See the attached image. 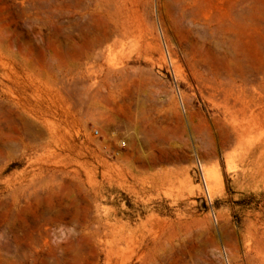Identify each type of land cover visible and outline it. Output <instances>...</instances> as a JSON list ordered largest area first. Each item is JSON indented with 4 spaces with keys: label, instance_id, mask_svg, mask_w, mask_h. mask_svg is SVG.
Masks as SVG:
<instances>
[{
    "label": "rangeland",
    "instance_id": "obj_1",
    "mask_svg": "<svg viewBox=\"0 0 264 264\" xmlns=\"http://www.w3.org/2000/svg\"><path fill=\"white\" fill-rule=\"evenodd\" d=\"M247 3L228 57L252 78L229 110L213 46L159 0L96 48L61 0H0V264H264V0L206 11Z\"/></svg>",
    "mask_w": 264,
    "mask_h": 264
},
{
    "label": "bare ground",
    "instance_id": "obj_2",
    "mask_svg": "<svg viewBox=\"0 0 264 264\" xmlns=\"http://www.w3.org/2000/svg\"><path fill=\"white\" fill-rule=\"evenodd\" d=\"M159 1L170 7V12L174 16L175 23L181 27L180 29L184 27V32L187 31L190 34L196 33L199 37L201 36L200 40L196 41V45L199 48L212 51L209 47H211V45L213 46L215 51H212L211 54L214 56V60L212 59L213 62H208L206 68L207 73L212 77L211 79L213 81L220 83L225 95L235 98V104L232 108H229V110L236 108L243 109L244 105H239L237 102L243 97L246 86L250 84L253 70H251L250 66L241 67L237 62L231 63V60H229L228 57L230 56L229 36L234 33L235 29L240 26L242 21H245L252 16L253 9L250 3H247L246 5L234 4L228 17L224 18L220 14L213 15L207 13L206 6L208 5L207 2L209 0H207L206 3L205 0ZM215 2L217 4V9H221L222 0H214V3ZM61 7L63 19H77V28H79L82 33H86L87 36H89V43L92 48L98 47L103 40H109L114 34H125L131 16L134 13L131 0H61ZM190 34L188 36H191ZM208 45L210 46L208 47ZM221 87H219V89ZM221 94L224 95L223 93ZM89 95L88 97H90ZM88 97L86 99H88ZM91 98H93V96ZM93 104L95 103L93 102ZM232 121L235 123L232 132L234 139H237L239 143L244 144L246 142V136L249 134L250 127L244 126L245 123H243L240 118L232 117ZM28 126L29 125H27V128L29 129ZM53 127L56 129L55 126ZM50 140L54 141L59 148L67 147L64 138L59 131L53 130ZM249 154L254 155L255 151L252 149ZM262 155L263 153L259 158H261ZM209 175L214 178L212 173ZM262 176L264 177L263 174ZM210 177L208 179H210ZM213 180L211 182H213ZM211 185L213 186L212 183H210V185L208 184L210 187ZM210 189L208 190L212 192V188ZM57 216L59 217L58 214Z\"/></svg>",
    "mask_w": 264,
    "mask_h": 264
},
{
    "label": "built area",
    "instance_id": "obj_3",
    "mask_svg": "<svg viewBox=\"0 0 264 264\" xmlns=\"http://www.w3.org/2000/svg\"><path fill=\"white\" fill-rule=\"evenodd\" d=\"M94 133H95L96 135H99V131H98V130H96Z\"/></svg>",
    "mask_w": 264,
    "mask_h": 264
}]
</instances>
